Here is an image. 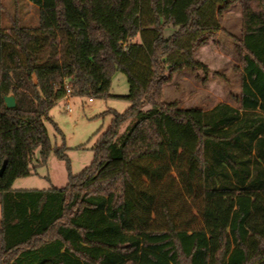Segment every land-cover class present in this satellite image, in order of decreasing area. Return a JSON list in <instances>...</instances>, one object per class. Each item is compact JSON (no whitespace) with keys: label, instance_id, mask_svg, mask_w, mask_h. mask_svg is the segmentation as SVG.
I'll return each mask as SVG.
<instances>
[{"label":"trees","instance_id":"16d2710c","mask_svg":"<svg viewBox=\"0 0 264 264\" xmlns=\"http://www.w3.org/2000/svg\"><path fill=\"white\" fill-rule=\"evenodd\" d=\"M29 1L35 25L18 14L5 24L0 0V264H264V0ZM236 3L237 104L166 99L175 72L209 74L196 51L227 32ZM119 70L131 105L109 110L92 163L73 173L50 110L68 87L110 95ZM52 151L65 186L14 187Z\"/></svg>","mask_w":264,"mask_h":264},{"label":"rangeland","instance_id":"374dc122","mask_svg":"<svg viewBox=\"0 0 264 264\" xmlns=\"http://www.w3.org/2000/svg\"><path fill=\"white\" fill-rule=\"evenodd\" d=\"M5 8L4 23L8 24L10 15L18 14L24 23L35 25L39 20V8L29 0H3ZM222 25L227 32H219L196 51V57L210 68L209 74L203 70L185 69L175 72L165 85V97L178 100L184 107L210 109L219 102L236 103L241 94V66L234 40L229 32L240 35L242 28L241 6L233 4L222 16ZM174 28L166 29V36ZM136 40H140L139 37ZM206 75L208 79L205 81ZM130 91V83L125 72L117 71L112 79L110 95L106 97L89 95H70L61 98L50 110L54 121H47L49 135L54 148L67 145L72 172L79 173L94 159V146L98 137L112 123L110 109L124 112L131 101L122 97ZM68 102L70 105H68ZM69 107L72 109L69 110ZM56 125L61 129L58 130ZM40 157V148L36 150L34 163ZM69 181L66 162L52 151L49 162L39 165L37 172L16 179L15 188L62 187ZM196 213V210H193Z\"/></svg>","mask_w":264,"mask_h":264},{"label":"water","instance_id":"95a60500","mask_svg":"<svg viewBox=\"0 0 264 264\" xmlns=\"http://www.w3.org/2000/svg\"><path fill=\"white\" fill-rule=\"evenodd\" d=\"M4 98H5V101L8 107H15L17 105V101L14 95L9 94V95H6ZM3 169L4 167L2 168L1 173Z\"/></svg>","mask_w":264,"mask_h":264},{"label":"built area","instance_id":"2783aa9c","mask_svg":"<svg viewBox=\"0 0 264 264\" xmlns=\"http://www.w3.org/2000/svg\"><path fill=\"white\" fill-rule=\"evenodd\" d=\"M70 95H72L71 94V89L68 87V90H67V94H66V96H70ZM93 98H90V100H92ZM68 105H70V103L68 102ZM72 108L71 107H69V110H71Z\"/></svg>","mask_w":264,"mask_h":264}]
</instances>
